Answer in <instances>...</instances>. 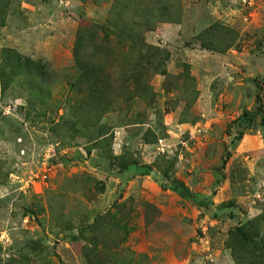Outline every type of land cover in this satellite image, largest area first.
Returning <instances> with one entry per match:
<instances>
[{
  "label": "rangeland",
  "instance_id": "obj_1",
  "mask_svg": "<svg viewBox=\"0 0 264 264\" xmlns=\"http://www.w3.org/2000/svg\"><path fill=\"white\" fill-rule=\"evenodd\" d=\"M1 18L0 264H264L233 234L264 214V0H6Z\"/></svg>",
  "mask_w": 264,
  "mask_h": 264
},
{
  "label": "trees",
  "instance_id": "obj_2",
  "mask_svg": "<svg viewBox=\"0 0 264 264\" xmlns=\"http://www.w3.org/2000/svg\"><path fill=\"white\" fill-rule=\"evenodd\" d=\"M5 3H6V0H2L0 2V12H4V8H5ZM4 23V20L1 18V21H0V26H2ZM90 31H92V35L96 34L98 31H99V27H92V28H89ZM83 32L84 31H81L79 32V35H78V41L76 43V51H75V54H76V64H78V66H86L88 65L87 67V70L89 68V63H88V60H86L84 58V56L81 57V52H82V49H84V44H83V41L86 42L87 41V37L83 35ZM141 48L143 50V46L141 45ZM83 58V59H82ZM23 65L26 67V72L28 74H33V73H41L43 72V65H42V62L39 61V62H31V61H28V60H21ZM137 69V68H136ZM44 72L41 74L43 75ZM99 90L101 93L103 90H100V89H97ZM261 89H258V93L256 94V97H255V103L257 104V110L258 112H261L262 110V107H261V97H260V92ZM246 116V113L243 114V117ZM240 136V134H239ZM237 138H240V137H237ZM228 158V154H227V157L226 159ZM140 172L141 175H145V173L147 172H143V171H138ZM172 189L174 190V192L178 193L179 195H183V193H185V189L183 187L182 184H180L179 182L177 181H173L172 182ZM193 198H196V196H193ZM255 220V221H254ZM255 222V226H253V223L252 222ZM253 221H250L248 224H245V225H242V226H239V227H236L235 230H234V237H236L237 239L241 240V241H245V242H249L250 244L252 245H256L257 247H259L260 249H263L264 251V238L263 237H258V234L257 233H252L253 235H250L249 234V231H246V229H250V230H254V231H257L260 229V228H263L264 227H260V225H264V214H260L258 216H256ZM232 234V235H233ZM264 234V233H263ZM233 237V236H232ZM257 240V241H256ZM258 242V244H257Z\"/></svg>",
  "mask_w": 264,
  "mask_h": 264
}]
</instances>
